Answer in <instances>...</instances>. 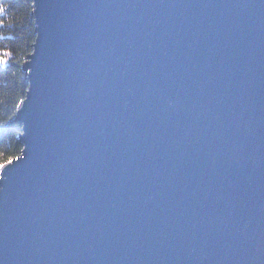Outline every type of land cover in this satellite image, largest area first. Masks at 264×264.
Here are the masks:
<instances>
[{
  "label": "water",
  "instance_id": "obj_1",
  "mask_svg": "<svg viewBox=\"0 0 264 264\" xmlns=\"http://www.w3.org/2000/svg\"><path fill=\"white\" fill-rule=\"evenodd\" d=\"M31 8L0 264H264V0Z\"/></svg>",
  "mask_w": 264,
  "mask_h": 264
},
{
  "label": "trees",
  "instance_id": "obj_2",
  "mask_svg": "<svg viewBox=\"0 0 264 264\" xmlns=\"http://www.w3.org/2000/svg\"><path fill=\"white\" fill-rule=\"evenodd\" d=\"M31 12V0H0V165L21 154L14 118L28 88L22 66L34 44Z\"/></svg>",
  "mask_w": 264,
  "mask_h": 264
},
{
  "label": "snow or ice",
  "instance_id": "obj_3",
  "mask_svg": "<svg viewBox=\"0 0 264 264\" xmlns=\"http://www.w3.org/2000/svg\"><path fill=\"white\" fill-rule=\"evenodd\" d=\"M7 163H10V161H6L4 165H0V166H6Z\"/></svg>",
  "mask_w": 264,
  "mask_h": 264
}]
</instances>
